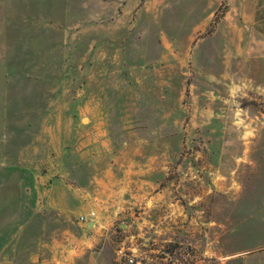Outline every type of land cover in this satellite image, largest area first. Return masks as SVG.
<instances>
[{
  "label": "rangeland",
  "instance_id": "obj_1",
  "mask_svg": "<svg viewBox=\"0 0 264 264\" xmlns=\"http://www.w3.org/2000/svg\"><path fill=\"white\" fill-rule=\"evenodd\" d=\"M136 153L171 161L169 192L81 200L119 191ZM247 190H264V0H0V264L70 262L81 235L111 264L239 258L264 239Z\"/></svg>",
  "mask_w": 264,
  "mask_h": 264
},
{
  "label": "crops",
  "instance_id": "obj_2",
  "mask_svg": "<svg viewBox=\"0 0 264 264\" xmlns=\"http://www.w3.org/2000/svg\"><path fill=\"white\" fill-rule=\"evenodd\" d=\"M240 126V125H239ZM243 128H246V125L243 123ZM247 133V130H246ZM127 144V142H126ZM224 145L219 146L220 147H232V144L234 142L232 141H224V143H221ZM227 144V146H225ZM241 148V143H236ZM244 147L242 151H239L238 159L242 160L244 162L245 160L248 161L251 157L252 148L254 147L253 142L251 140L245 141ZM242 144V146H243ZM237 149V150H238ZM241 153V154H240ZM230 158H233L232 156ZM237 160V163L235 164L232 160H230V163L234 166L236 165V169H233L234 171L238 169L240 165V161ZM245 161V162H246ZM249 162H252L251 160ZM171 161H161L159 160V157L157 156H150V157H142L141 155H124L122 158V161L120 163V171H122V185L121 188H119V191L117 192H110L108 196L105 194L106 190L100 188H89L85 193H82L83 195L80 196L81 200L82 198L86 199L88 203L91 204H99L100 201H109L110 198L118 196L124 197L122 200L116 201L115 198L111 199L109 202L112 206L117 205V207L114 208V210L118 211H125L127 208H129L130 204H128V198L129 197H141L145 194H149L150 198L153 200L158 199L161 195H163L166 192H169V189L171 188L169 185V180L166 177L168 174V169L171 165ZM162 165H164L162 167ZM181 167V165H179ZM164 170V171H162ZM198 171V170H196ZM167 179V180H166ZM166 180V182H164ZM94 181L100 182L97 179H94ZM148 183L152 188L150 189L151 192H147V190L144 189V184ZM162 183L163 186H162ZM225 191V189H224ZM210 192H214L215 194H219L221 191L219 189H190L188 190L187 194L189 196L196 197L195 200L201 199L207 195L210 194ZM246 192L247 195L255 196V197H261L259 199H253L252 204H254L255 207H257V210L261 207L264 209V190H255V191H243ZM243 194V193H242ZM241 194V195H242ZM240 195V196H241ZM110 196V197H109ZM101 197H107L108 199L102 200ZM126 197V198H125ZM149 197V196H148ZM83 199V200H84ZM194 200V201H195ZM193 201V202H194ZM200 201H198L199 204ZM237 202V201H236ZM248 205H252L250 202L246 201ZM66 211H72L71 209H68ZM261 216L258 218L262 221H264V210H259ZM67 213V212H66ZM212 224L215 223L214 220L210 221ZM91 223L93 225L91 226ZM203 223V222H200ZM88 228L93 227L91 229L98 230L100 228H103V223L98 220V218H95V220L89 222L87 224ZM215 228V227H214ZM217 233V234H216ZM219 233L221 231L216 230V243L219 237ZM257 243H263L259 246H256L255 248H250L247 250V252L244 253V255L239 256V258H234L233 255L222 253L221 250H210L206 251L210 256L221 260L224 264H234L231 263L235 260H240L238 264H264V239H258L260 237L256 236ZM92 239H86L85 235L76 236V246L73 247L71 250H66V257L70 258V262H59L60 264H111L110 258L107 256L106 259L101 256V254H96L93 251H91L90 244L94 245L96 244L97 240L100 238L98 235L91 236ZM100 253V252H99ZM48 264V263H44Z\"/></svg>",
  "mask_w": 264,
  "mask_h": 264
},
{
  "label": "built area",
  "instance_id": "obj_3",
  "mask_svg": "<svg viewBox=\"0 0 264 264\" xmlns=\"http://www.w3.org/2000/svg\"><path fill=\"white\" fill-rule=\"evenodd\" d=\"M95 216H96V212L92 211L88 214L80 215L79 221L82 223L88 224L89 222L95 220ZM120 252H122V249H120ZM128 261L132 263V262H134V259L128 257Z\"/></svg>",
  "mask_w": 264,
  "mask_h": 264
},
{
  "label": "trees",
  "instance_id": "obj_4",
  "mask_svg": "<svg viewBox=\"0 0 264 264\" xmlns=\"http://www.w3.org/2000/svg\"><path fill=\"white\" fill-rule=\"evenodd\" d=\"M216 262H217L216 259H213V260H211V262L208 263V264H217ZM218 263H219V262H218ZM219 264H221V263H219Z\"/></svg>",
  "mask_w": 264,
  "mask_h": 264
},
{
  "label": "water",
  "instance_id": "obj_5",
  "mask_svg": "<svg viewBox=\"0 0 264 264\" xmlns=\"http://www.w3.org/2000/svg\"><path fill=\"white\" fill-rule=\"evenodd\" d=\"M93 225V223H91V226Z\"/></svg>",
  "mask_w": 264,
  "mask_h": 264
}]
</instances>
